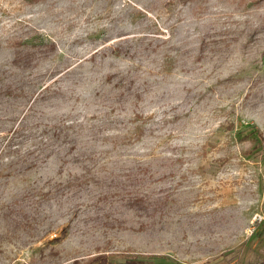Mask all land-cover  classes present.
Here are the masks:
<instances>
[{
  "label": "rangeland",
  "instance_id": "rangeland-1",
  "mask_svg": "<svg viewBox=\"0 0 264 264\" xmlns=\"http://www.w3.org/2000/svg\"><path fill=\"white\" fill-rule=\"evenodd\" d=\"M13 69L27 96L1 118L49 85L30 122L115 121L0 176V264H264V0H0Z\"/></svg>",
  "mask_w": 264,
  "mask_h": 264
},
{
  "label": "trees",
  "instance_id": "trees-1",
  "mask_svg": "<svg viewBox=\"0 0 264 264\" xmlns=\"http://www.w3.org/2000/svg\"><path fill=\"white\" fill-rule=\"evenodd\" d=\"M32 48L36 50L30 51H24L23 53H18L17 56L12 61V65L15 69H25L27 68L30 63L34 61L40 60L43 55L47 54L48 51H52L54 49V43H40L37 45H32ZM39 53V56H37ZM14 69L12 72H10L9 75H7V71L1 72L0 71V105H3L6 107L7 104L12 105L9 103L10 99L13 97L15 99H21L26 98L27 94L25 93V85L22 84L19 80L20 85H17L13 80L10 79V77L15 76ZM120 79L118 82H115V87L118 88H126L130 90V87H127L125 83L129 82L132 83V81H129L130 78L126 74L120 75ZM107 79L108 83H112L111 75L108 76ZM50 87L49 85H46L38 94L31 99V105L28 107V110L33 109V104L39 102V100L45 99L44 93L49 91ZM121 96L124 94L121 93ZM135 97H139L138 94H133ZM116 99V98H115ZM117 102H119L118 99H116ZM124 101V100H120ZM20 105V104H19ZM19 106H16L18 108ZM1 109V108H0ZM27 110V112H28ZM27 112L23 113L18 118H1L0 117V127L5 131V142L2 144V136H0V169H4L7 171V173L0 172V176H12L14 175L18 170L16 168L17 165L21 164L24 165L25 169H31L35 166H37L39 161H42L41 155H44L46 157V154L49 155L53 153V149L47 153L48 149L51 147L62 145L63 143L69 144L71 143V150L75 149L78 143V140L81 138V136L85 135L84 131H89L88 138L91 141L98 140V133L102 132L105 129H107L108 125L113 123L115 120H104L100 124H92L90 122H82L80 119L76 120H69L65 118H61L57 120L56 122L49 124V123H42L39 122V124H34L35 122H30L28 120V114ZM141 113L134 112L133 116H130V122L135 123L133 127V133L134 135H137V137H142L145 132V124H138L139 120H141L142 116H140ZM20 118V119H19ZM120 122V120H117L116 122ZM13 123V125L8 128V123ZM17 122V123H16ZM16 123V124H15ZM142 123V122H141ZM39 129V130H38ZM40 131V132H39ZM98 132V133H97ZM1 135V134H0ZM259 135V131H258ZM42 139L38 141V139ZM118 138H120L119 134H116L112 137L111 141H113L114 145H118ZM28 139H31L33 143L31 144L32 148H28L26 151H22L21 144L23 142H26ZM103 141H106L103 139ZM37 153V155L35 154ZM46 153V154H45ZM35 154V156H34ZM101 152H97V150L92 149L89 154L80 155L85 156L88 160L97 161L100 159ZM99 156V157H98ZM7 157V158H6ZM6 159V160H5ZM142 164H139L137 168H141ZM143 169V168H142ZM145 171H148V168L145 169ZM131 177V176H130ZM138 177H134L133 179H137ZM40 194L39 192L34 193L31 197L34 195ZM27 210L24 206L18 209V213L23 214ZM16 210H14L15 212ZM105 261V259L103 258ZM103 263V261L101 262Z\"/></svg>",
  "mask_w": 264,
  "mask_h": 264
}]
</instances>
